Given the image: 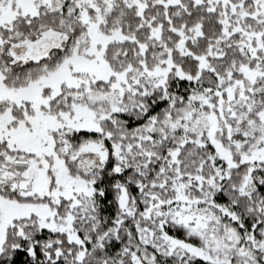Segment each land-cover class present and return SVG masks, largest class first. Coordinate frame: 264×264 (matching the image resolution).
I'll return each instance as SVG.
<instances>
[{
	"label": "snow or ice",
	"instance_id": "obj_1",
	"mask_svg": "<svg viewBox=\"0 0 264 264\" xmlns=\"http://www.w3.org/2000/svg\"><path fill=\"white\" fill-rule=\"evenodd\" d=\"M0 264H264V0H0Z\"/></svg>",
	"mask_w": 264,
	"mask_h": 264
}]
</instances>
